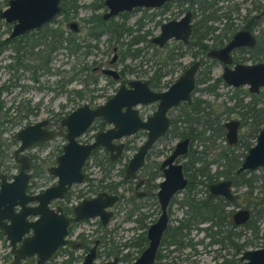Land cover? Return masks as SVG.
I'll return each mask as SVG.
<instances>
[{
    "label": "rangeland",
    "instance_id": "1",
    "mask_svg": "<svg viewBox=\"0 0 264 264\" xmlns=\"http://www.w3.org/2000/svg\"><path fill=\"white\" fill-rule=\"evenodd\" d=\"M5 1L6 0H0V9L5 7ZM66 1L68 4L74 3L76 5L77 8L75 12H73L72 9H67L65 14L57 15L45 28L15 38L11 40L14 42L6 43L0 49V104L2 106L0 115L2 113L5 114L8 120L3 123L4 130L3 133H1L2 139L0 140H2L3 143H7L9 141L8 139L12 138L19 128L35 121L48 118L49 115L54 117L52 139L41 146H32L25 152V154L34 158L32 164L37 167L39 174L38 177L31 179L33 185L30 188V192L32 193L39 192L55 182V179L45 171L48 166L53 164L55 156L64 143V131L58 124L59 118L82 103H88L91 107L103 103L114 93L120 83L111 80L110 77L100 74V69L110 67L118 72L122 70V77H120L122 82L148 79L157 66L155 63L164 57V53H166L167 49H171L175 46L171 43L169 46L170 48L157 49L149 44L148 39L157 33V28L156 26H152L151 23H147L146 17H148L147 15L149 13L144 11V9L134 11L127 15H117L112 18L113 22L122 25L124 29L128 30L122 33L118 39V43H114L113 39H110L108 34H102L98 40H89L86 37V20L93 18L95 15H100L106 10L102 5L100 7L98 5L102 0ZM224 10V3H222L220 11L216 12V14L219 15V18L216 19L218 24L223 22L222 12H224ZM241 12L242 11H240V13ZM65 18L67 20H73L78 24V31L76 33L67 32L68 28L63 24ZM237 20H239V18ZM139 25L141 26L139 27ZM46 29H58L63 31L62 35L73 38L74 42L79 44L80 48L76 53L71 55L68 53V49H65L63 46L60 48L58 46L54 51H51L48 68L54 72V75L38 77L39 83L37 84L29 79L30 72L28 71L19 69L12 75L5 64H7L8 60H11V56L14 54L13 47L18 46L19 51L24 52V54L21 55V60L24 64H36L37 58H41L42 55L46 53V46L43 43L37 45V42L41 40L49 43L51 40L50 38H46L45 40L40 38ZM9 31L10 26H6V24L0 20V41L6 39ZM145 31L149 32L146 34ZM139 36L144 39L131 46L129 44L131 40ZM34 41L35 45L27 46L26 43L30 45V43H34ZM86 43H88L90 47L88 53H84L85 49L81 47ZM135 48L141 50L137 57L131 58V56L126 55L127 51L131 54ZM113 53L117 55V59L110 65L109 60ZM179 62L181 65L177 68L181 69L182 66L186 67L191 62V56L186 54L179 59ZM93 68L96 70L92 71ZM177 68H175L176 70L173 73L164 75L161 78V86L157 88L158 90L163 89L166 84L170 83L181 73L182 70ZM58 70L65 72L61 74L57 72ZM205 70H207L206 65L200 67V72L197 76L199 81L192 95L203 101L201 105H204L205 102L207 106L205 108L206 110L203 109L202 112L200 111L201 113H198V115H200L198 121L193 123L191 127L198 132L204 130V136H208L210 140L204 142V145L194 140L190 148L197 151V156L202 159L201 161L209 162L207 167L209 172L212 173L215 170L223 169V161L218 160L220 152L222 150L229 152L226 148L224 138L221 135H216V127H219L220 124L227 119H234L237 116L236 111L229 113L225 108L231 107L237 99H242L243 102H245L249 100V98L242 92H234L229 87L221 84L217 85L213 92L205 91L204 88L213 84V80L219 76L220 68L216 65H210L209 78L203 75ZM21 74H23V76H21ZM65 75L70 78L69 83H67L65 87L68 91L67 95L63 93L59 94L57 84L54 85L59 77L61 78V76ZM91 75L96 78V82L92 83L90 81ZM15 76H17L16 79H14ZM44 84L47 86H54L55 90L48 91L37 87L38 85L42 86ZM75 90L82 93L81 97L76 95L74 92ZM261 100L262 103L259 104V107L264 104V92L262 93ZM17 106L19 107L17 108ZM36 106H38V109H36ZM26 108L32 109V112L25 114L24 110ZM136 108L142 116L148 115L154 110V104L139 105ZM181 110L182 108H174L171 110L169 114L170 118L178 117ZM207 111L211 112V115L209 117H203L202 113H206ZM97 126L98 122L94 123V126L90 130L85 131L78 138V141L82 143L88 142L94 133L98 131ZM175 126L178 131H182L185 124L177 122ZM107 127L108 125L104 128ZM169 128H171V126ZM211 134L213 135L212 137ZM178 137L176 133L168 132L164 137L157 140L148 151L144 167L138 172L137 178H143V173L147 174L151 168L154 170L153 167L155 164H158L171 152ZM143 140V133H137L134 136L122 138L121 141L127 145V148L123 149L119 159L109 168L104 164L102 152L100 150L97 151L96 157L103 162V165L98 166L92 159H89L84 171L87 175V179L78 185L72 186L68 194L69 200H66L67 203L74 204L81 198L94 196L93 191H97V189L107 190L106 185L109 183L116 184L115 191L120 195V198L111 207L112 216L108 224L99 227L97 218H93L89 219L86 223L79 224L73 231L85 232L86 234H90L91 238L103 236V238H105L103 239L105 243L104 248L107 250L117 249L121 257H123V260L118 264H130V262L145 248L146 243L134 246H131V243H133L139 235L145 233L147 226L152 223L159 214V206L155 197L157 187L152 188V186H148L146 188V195L139 198L132 192L135 181H121L123 174L122 170H124L125 164L134 153L136 147L142 143ZM16 144V141L15 143H10L8 147L9 150L12 151ZM235 151L237 154H243L240 153L243 151L241 147H236ZM187 159L188 158L185 157L184 159H180L179 162L183 164ZM8 165L10 167L6 169V174L10 176L17 171V165L10 159L7 160V166ZM194 166H198V163L194 164ZM40 170H42V172H40ZM252 172L258 178L264 175L263 168H258ZM161 177V174L156 175L151 184H157V182L161 180ZM197 179L198 177H195V180ZM259 184L258 182L256 186H259ZM91 185L94 187H91ZM99 187H102V189ZM143 190L145 189L143 188ZM244 190V187H239L236 189L235 194H242ZM256 190H258V187L254 188L253 193L256 192ZM205 191L206 186L204 183H200L197 184L196 189H192L191 193L194 192L196 193V198H201L204 196ZM186 192L187 189L185 188L175 193L167 205L168 225L171 227L176 225L183 217L186 206H182L181 202L183 201L184 195L188 194ZM237 202L238 205H230L226 207V209L235 211L238 208L244 207L245 199L242 195L237 199ZM133 205L137 209L133 212V216H130V219L127 220L126 218ZM141 215L145 216L142 220V225H136L131 230V226L135 225L134 222L131 221V217H141ZM207 224V222H203L200 224V227H205ZM257 225L258 237L257 239H253L254 245L247 249L259 248L264 243V219H259ZM182 232H186L184 239H182L183 243L188 241L189 244L186 243L182 247L175 248L173 245L165 243L162 238L160 246L156 251L154 264H219L223 259H229L231 257L230 248L225 247L222 249L218 244H209L208 238L204 237L203 232L196 229L195 226H190L188 230H182ZM251 237L248 231L242 230L238 241ZM200 239H202V242H200L201 244L198 242ZM102 259L103 258H99L97 262H101ZM236 264H238V262Z\"/></svg>",
    "mask_w": 264,
    "mask_h": 264
},
{
    "label": "water",
    "instance_id": "2",
    "mask_svg": "<svg viewBox=\"0 0 264 264\" xmlns=\"http://www.w3.org/2000/svg\"><path fill=\"white\" fill-rule=\"evenodd\" d=\"M60 1L7 0L5 7L0 9V19L11 24L7 38H15L29 31L38 30L42 25L50 22L60 12ZM164 1L167 0H103V5L107 10L101 16L105 20L120 12H129L136 7L159 6ZM69 27L75 31L76 22H70ZM189 29V14L186 13L179 20H170L161 24L159 34L151 38L150 43L161 47L171 37L186 42ZM242 35L241 32L236 33L224 47L210 50L207 55L227 63L229 61L228 51L240 45L239 38ZM197 66V62L191 64L164 91L150 90L147 80H129L126 85L120 84L103 104L91 108L85 103L67 113L60 120V125L65 131L63 135L65 143L61 148V153L56 157L55 165L47 169L56 181L40 192L27 193L26 191L30 173L28 158L23 153L33 144L51 139V131L45 128L47 120L27 124L15 132L17 145L12 155L15 163L18 164L17 171L11 174L9 179L5 174H0V229L10 239L11 244L19 240L21 235L28 230H31V236L24 238L20 247L13 251L12 264L33 254L37 255V263L41 264L59 244L63 243L62 237L66 234L68 220L59 208L53 210L48 205L51 200L61 198L72 183H79L82 180L81 168L91 150L101 144L109 151L110 160L114 161L123 144H112L111 140L131 135L137 129H145L146 139L127 162L123 179L135 177L134 173L142 166L148 148L166 132L169 123L166 116L167 109L181 101L191 102L190 92L194 86ZM101 73L117 78L113 69H103ZM221 77L227 85L233 87L248 84L250 92L255 93L259 86L264 85V62L256 65L239 64L233 69L224 68ZM151 102H156L154 112L145 120H140L137 111L131 106ZM97 117L112 126L105 131L96 132L91 142L77 141L92 120ZM223 126L226 129L227 143H234L238 122L229 120ZM188 143L187 137L178 140L171 153L160 163L163 177L158 183L156 192L160 212L156 220L147 227L146 246L132 264L154 263L162 233L167 225L168 202L175 192L185 187L187 182L182 172V165L176 159L185 155ZM259 167L264 169V127L257 133L254 144L243 156L235 173L252 171ZM140 183L141 181H138L136 187ZM231 190L229 179L207 185L210 195L220 196L225 200L232 199ZM117 199L115 194L105 192H99L92 198L82 199L73 207L74 221L98 217L101 224L107 223L112 214L109 208ZM33 202L36 204L29 205ZM249 216V210L239 208L232 212L230 219L233 225L241 226ZM28 217H33V219L29 220ZM91 258L92 253H89L81 264H92ZM116 261L117 259L113 258L103 264H114ZM238 264H264V243L259 248L243 249L238 256Z\"/></svg>",
    "mask_w": 264,
    "mask_h": 264
},
{
    "label": "flooded vegetation",
    "instance_id": "3",
    "mask_svg": "<svg viewBox=\"0 0 264 264\" xmlns=\"http://www.w3.org/2000/svg\"><path fill=\"white\" fill-rule=\"evenodd\" d=\"M6 1H5V4H6ZM61 1H60V4H61ZM222 3H224V9H225L224 12H222V15H223V20L222 21L223 22H221V23L218 24V22H216V19L219 18V15L216 14V12L217 11H220V8L222 7ZM101 4H102V7H104L106 9V7L103 5V0H102ZM60 8H61V5H60ZM143 9H144V11H147L149 13L147 15L148 17H146V19L148 21L147 23H151L152 26H156V28H157V33L154 34L151 38H153L154 36H156V35L159 34V29H160V25L161 24L166 23L167 21H170V20H174V21L179 20L186 13L189 14V24H190L189 34H188V36L186 38V42H183L180 39H177L176 40V39H174V38L171 37V38L167 39L161 47H158L155 44L150 43V39L151 38L148 39L149 44L153 45L157 49L170 48L169 46H170L171 43H173L175 45L171 49H167L166 50V53H164V57L166 55V57H170V60L169 59H166V57L165 58H162L166 62L164 69L161 72H159V73H162L163 74L162 77L164 75L173 73L176 70L175 68H177L178 66L181 65L180 62H179V59L182 56H184L186 54H188V55L191 56V62L186 67L182 66L181 69L177 68L179 70H182L181 73L176 78H174L170 83L166 84L164 86V88L161 89V90H158L157 89V88H160V86H161L160 85V81H159V87L152 88L150 86V78H151V76L148 79H144V80H147L148 81V87H149L150 90L155 91V92L164 91L165 89H167V87L171 83H173L183 73V71L186 68H188L194 62H197L198 63V66H197V69H196V72H195V75H194V86H193V89L190 92L191 102L190 103H187L185 101H181L177 105L172 106L171 108L167 109L166 116L168 117V120H169L168 127L166 129V132L162 136L158 137L155 140V142L157 140L161 139L162 137H164L168 132H174V133H176L179 136L178 139H177V141L178 140H181L182 138L187 137V136L180 137V135L178 133L181 132V131H178L176 126L173 128V125H175V123L181 122L180 121V119H181V112L178 114V117H176V118H170L169 114H170L171 110H173L174 108H182V110H183V109L189 107L194 100L195 101H200V107L201 108H203V109L206 108L207 103L204 102V105H201L203 103V101L200 100L199 98L193 97L192 94L194 93V91L196 89V84L199 81L197 76L199 75V72H200L199 69H200V67L206 65V69L207 70H205L203 72L204 73L203 75L205 77H208L209 78L210 65L211 66L216 65V66H218L220 68L219 76L213 80V84H210L208 87H205L204 90L207 91V92L209 91L208 88H212L214 90V88L217 85L221 84L223 86L229 87L234 92H242L243 94H245L249 98V100H247L245 102H243L242 99H239V100H241V103L242 104L246 105V109L244 107V109H245L244 112L245 113H244V116L243 117H241V115H240V113L242 112L243 109H240L239 110L238 107L232 108V106H234V104L236 103L235 102L231 107H229L230 110L228 112L229 113H232L233 111H236L237 116L234 119H227L226 121L222 122L220 124L219 128H217V130H216V134L219 133V135H221L224 138L225 143H226V148L229 150V152H228L229 156L231 158H233L234 156L236 157L237 155L239 156V163L237 165V167H238L239 164H240V162L242 161L243 156L247 152V150L254 144L255 138L257 136V133L259 132L260 129H262L264 127V119H259V117L250 116V113H249L250 111H247L250 108V105L254 104L255 107L258 108L259 107V104L262 103L261 102L262 101L261 99H262V93L264 92V85L259 86L257 88V90L255 91V93H252V92H250V89H249L250 86L248 84L239 85L237 87H233L231 85H227L223 81V79L221 77V73L223 72V69L224 68H226V69H233L235 65H239V64H241V65H256V64H259V63L264 62V0H167V1H164L163 3H161L159 6H155V7H136V8L131 9L129 12H120L117 15H127L129 13L134 12V11L143 10ZM240 11H242V12L240 13ZM60 12H61V9H60ZM60 12H59V14H60ZM102 14H100L101 19H102V16H101ZM112 18L113 17H110V18L105 19V20L102 19V20L103 21H108V20H111ZM161 18H163V19H161ZM238 18H239V20H237ZM52 20L50 22H52ZM72 21L73 20H67V19H65L63 21V24L68 28L67 32L76 33L78 31V24L76 23L77 24L76 30L75 31H72L70 29V27H69V23L72 22ZM50 22L45 23L44 25L41 26V28H39L38 30H33V31H39L40 29L45 28L46 25L49 24ZM3 23L6 24V26H10V29H11V24H7L4 21H3ZM140 26L141 25H139V27ZM33 31H29L27 33H31ZM55 31L59 35V37H58L59 38V41H60L59 48L61 46H63L66 49V45H68L67 43H70V39L71 38L70 37L63 36L62 35L63 34V31H60L58 29L55 30ZM147 32H149V31H145L146 34H147ZM239 32L243 33V35L239 38V40H240L241 43H240V45H236V46L232 47L228 51L229 61L227 63H224V62L220 61L217 58L209 57L207 55V53L210 50H218V49L224 47L227 43H229L233 39L234 35H236V33H239ZM27 33H25V34H27ZM25 34H23V35H25ZM18 37H20V36H18ZM18 37H15V38H18ZM15 38L9 39V38L6 37V39H9V40H13ZM134 38H137L139 40L144 39L143 37H140V36L139 37H134ZM5 40L0 41V49L3 46L2 45V42L5 41ZM26 44H27V46H33V45H35L33 42L30 43V45H29V43H26ZM199 44H201L203 48H200L199 47ZM23 54H24L23 51H21V52L19 51L18 56L22 57L21 55H23ZM116 59H117V55L115 53H113L111 55V57H110L109 64L110 65L113 64L116 61ZM11 60H8L7 64L8 63H11L12 62ZM19 69H21L22 71H27V70L23 69L22 67H19ZM19 69H17V70H19ZM103 69H112V68H110V67L101 68L100 69V74H102L101 71ZM17 70L15 72H13V70H12L11 71V74L13 75V73H16ZM93 70H96V69L93 68L92 71ZM114 71L117 74V78H113L112 75H106V74H102V75L107 76V77H110L111 80H113L115 82H120L118 84V86L120 84H125L126 85V82L127 81L126 82H122L121 81V78H120V77H122V70L119 71V72L116 71V70H114ZM57 72L62 74L65 71H59L58 70ZM35 75H37L40 78V77H43V76L46 77V76L54 75V72H52L50 70V68H49L48 71H45L44 70V72L42 71V73L37 72V74H35ZM21 76H23V74H21ZM31 76H32V74L30 73L29 79H31L36 84L39 83V78L38 77L34 81L31 78ZM16 78H17V76L14 77V79H16ZM161 78H160V80H161ZM93 79H96V78L91 75L90 81L92 83H93V81H92ZM69 80H70V78L66 77V75L65 76H61V78L59 77V79L57 80V82L54 84V85L57 84V90H58L59 94H62L63 93L65 95H67L68 91L65 89V87H66L67 83H69ZM37 87L39 89L48 90V91L55 90L54 86L53 87L52 86H47L45 84L42 85V86L38 85ZM116 89H115V91H116ZM213 90L211 92H213ZM75 91H77V90H75ZM79 97H81V96H79ZM103 103H101V104H103ZM82 104H85V103H82ZM86 104H88V103H86ZM149 104H154V110H155L156 102H151V103H147V104H137V105L131 106V108L132 109H135L137 111V116L139 117L140 120H145L148 116H150L154 112V110L150 114L143 115L142 116V114L139 113V111H138V109L136 107L139 106V105L144 106V105H149ZM98 105H100V104H98ZM98 105H96V106H98ZM96 106H94V107H96ZM94 107H91V108H94ZM36 109H38V106H36ZM203 109H201L200 111L202 112ZM69 112H67V113H69ZM66 114H63V116L61 118H59V120H58V124L59 125H60V120ZM202 114H203L202 115L203 117H209L211 115V112H208L207 111L206 113H202ZM199 116L200 115H197V121H198V117ZM53 118H54L53 116L49 115L48 118L41 119V120H47V124H46L45 128H47V129H49L51 131L52 137H53V130H52L53 129V127H52L53 126ZM3 119L4 118H2L0 116V139H2L1 138L2 137L1 136V133H3V130H4L3 129V123L4 122H7V121H5ZM41 120H38V121H41ZM229 120H235V121L238 122L237 130H236V136H235V141L232 144L227 143L226 138H225L226 129L223 126V124L225 122L229 121ZM97 122H98V126H97L98 131H105V130L109 129L112 126V124H109V123L105 122L103 119H101L100 117H97V118H94L92 120L91 124L88 126V128L85 131L90 130L94 126V123H97ZM107 125H108V127L107 128H104ZM170 126H171V128H169ZM60 127L64 131L63 126L60 125ZM98 131H96V132H98ZM95 133H94V135H95ZM137 133H143L144 140L146 139V130L145 129H137L131 135L122 136L119 139H112L111 140V143L112 144H118V143H122L123 144V147H122V149H121L118 157L114 161H111L110 160V158H109V151L103 145L99 144L96 147H94L91 150L88 158L84 161V163L82 165V168H81V172L83 174L82 180L79 183H72L66 189V191L63 193V195H62L61 198L53 199V200H51L49 202V205H48L49 208H51L53 210H56L57 208H59V210L62 212V214L67 218L68 225L66 227V234L62 237L63 243L62 244H59L53 250V252L50 254V256L47 259H45L41 264H81L84 261L85 257L89 253H92V258H91V263L92 264H103L105 262L111 261L113 258H116L117 259L116 263H114V264H118L120 261L123 260V257H121V255L117 251V249L107 250V249L104 248L105 247V243H104V240L103 239H105V238H103V236H97V237L91 238V235L90 234H86L85 232L73 231V229L76 226H78L79 224L86 223L89 219H93V218H97V222L99 224V227L108 224V222H109L112 214H111L109 220L107 221V223H105V224H101L99 222L98 217H91V218H85V219H81V220H78V221H74L73 207L75 205H77L82 199L92 198V197H94L99 192H105L107 194H115L118 197V199H119L120 198V195L115 191V189L112 190V189H109L107 187L109 184H112V183H109V184L106 185L107 190H98V189H97V191H93L92 190L94 192V196H92V197H86V198H81V199H79L78 202H76L74 204H71L69 202L67 203L66 200H69L68 199V194H69L70 188L72 186H74V185H78V184L84 182L87 179V175L84 173V171H85V168H86L87 161L89 159H92L94 161V163L96 165H98V166H102L103 165V162L96 157L97 156V151L100 150L102 152V154L104 156V164L107 166V168H109V167H111L119 159V157L121 156V153H122L123 149L124 148L125 149L127 148L126 147L127 145L124 144V142H122L121 139L122 138H125V137H129V136H134ZM63 135H64V133H63ZM94 135L92 136V138L88 142H91L93 140ZM212 136L213 135H211V137ZM52 137H51V139H52ZM63 138H64V136H63ZM78 138H77V141H78ZM187 138L189 139V143H188V146H187V152L185 153V155L177 158L176 159L177 162H179L180 159H184L185 157H187L186 155L189 152V149H192L190 147H191V143L193 141L191 142L190 141V138L189 137H187ZM51 139H49V140H51ZM49 140H47V141H49ZM144 140H143V142H144ZM47 141L38 142V143L33 144L32 146H35V145L41 146V145L45 144V142H47ZM0 142L3 144V141L2 140H0ZM88 142H85V143H88ZM155 142L146 151L145 156H144V159H143V164H142L141 167H139L135 171V173H134L135 174V177L134 178H131V179L130 178L123 179V176H124V173H125V167H126V164L127 163L125 164L124 170H122L123 171V174H122V177H121V181H125V180H133V181H135V183L133 185V188H132V192L134 193V195L136 197H139V198L144 197L146 195V190H147L146 188L148 186H152V188L157 187L156 188V192H157V190H158V183L162 180V177H163L162 176V171L160 169V163L171 153L170 152L158 164H155V166L153 167L154 170H152V168H151L150 170H152V171L149 170L150 172L148 171L147 174L146 173H143L144 174L143 175L144 176L143 178H137L138 172L141 169H143V167H144V163H145V159H146L147 153L151 149V147L155 144ZM64 143H65V139H64ZM80 143H82V142H80ZM142 143H140L136 147L134 153L136 152L137 148ZM63 144L61 145L60 150L58 151V154L55 156L53 164L50 165V166L55 165L56 157L61 153V148H62ZM174 145H173V147H174ZM32 146H30L29 148H31ZM2 147H3V145H1V148ZM173 147H172V150H173ZM236 147H241L244 152L242 151L240 153H243V154H237L236 151H235L236 150ZM25 152L23 154H25ZM133 154H132V156H133ZM25 155L28 158L29 173H30V178H29V181H28V185L26 186V191H27V193H32V192H30V189L27 190V187L29 185L30 186L33 185L32 182H31L32 181L31 179L34 178V177H37V176L33 175L32 174V171H31V167H30V164L32 162L31 159H30L31 156L28 155V154H25ZM1 156H2V153L0 152V157ZM12 158H13V163H15L13 155H12ZM129 159H128V161H129ZM15 164L18 167V164L17 163H15ZM181 165H182L183 175L186 178V175L184 174V171H183V164H181ZM6 166H7V158L5 156H2L0 158V174H5L7 176V178L9 179L10 176H8L6 174ZM50 166H48L46 168V171L45 172L48 173L47 169ZM252 171H254V170H252ZM252 171H249V172H252ZM241 173H239V174H241ZM160 174L162 176L161 177V180L159 182H157V184H151L152 181L154 180V177L156 175H160ZM239 174H236L235 173L236 176L239 175ZM50 176H52V175H50ZM52 177L56 181V178L54 176H52ZM186 180H187V178H186ZM219 180H224V179L219 178L217 181H219ZM138 181H141V183L138 185V187H136V184H137ZM230 181H231V189H232L233 188L232 187V180H230ZM99 182H100V180H99ZM214 182H216V181H214ZM54 183H52V184H54ZM113 185L116 187V184H113ZM186 186H187V182H186V185H185V187L183 189H185ZM91 187H94V186L91 185ZM99 188L102 189V187H99ZM143 188L145 190H143ZM183 189H181V190H183ZM181 190H179V191H181ZM206 190H207V186H206ZM179 191H177L175 193H178ZM156 192H155V197H156ZM231 192H232V199H233V197L235 195V193L233 192V189L231 190ZM33 193H36V192H33ZM188 195H190V194H188ZM212 196H215V195H212ZM79 197H81V196H79ZM218 197H220V196H218ZM171 199H172V197L170 198L169 202L171 201ZM117 200H116V202H117ZM231 200H227V201H231ZM156 201H157V197H156ZM35 204H36L35 202L29 203V205H31V206H33ZM111 207L109 208L110 210H111ZM136 209L137 208L133 205V207L131 208V210L129 212V215L126 218L127 220L130 219V216H133V212ZM243 209H246V208H243ZM15 210H16V208H15ZM159 212H160V209H159ZM143 216L144 215H141V217L140 216H138V217H136V216L131 217V221L134 222V224H135L134 226H131V230L136 225L137 226L138 225L139 226L142 225V220L145 218V216H144V218H143ZM27 219L31 220V219H33V217H28ZM137 220H141L140 221L141 224H139L137 222ZM168 227H170V226L168 225V216H167V225H166L165 230L162 233L161 239L163 238L164 233L166 232V230H167ZM145 232H146V230H145ZM141 235H139V236H141ZM29 236H31V230H28L26 233H24L23 235H21V237H20L19 240H15L11 244L10 243V239L0 229V264H12V262L14 260L13 259L14 258L13 251L15 249H17V248L20 247V245L22 244V241H23L24 238H27ZM143 236L145 238V233L143 234ZM136 239H135V241H136ZM161 239H160V241H161ZM130 240H131V238H130ZM135 241H133V243ZM133 243H131V246L132 245L134 246ZM145 243H146V238H145ZM123 245H125V244H123ZM171 245H173V244H171ZM159 246H160V243H159ZM99 258H103L101 262H97V260ZM134 260H132L130 262V264H132V262ZM26 263H29V264H38L37 263V255L36 254H33L31 256L25 257L23 259H20V260L16 261L13 264H26Z\"/></svg>",
    "mask_w": 264,
    "mask_h": 264
},
{
    "label": "trees",
    "instance_id": "4",
    "mask_svg": "<svg viewBox=\"0 0 264 264\" xmlns=\"http://www.w3.org/2000/svg\"><path fill=\"white\" fill-rule=\"evenodd\" d=\"M60 5V14L62 15L66 13L67 9H72V11L75 12L77 8L74 3L68 4L66 0H62ZM98 5L100 7L102 4L99 3ZM86 24V37L89 40H98V38L102 34H108L110 39H113L114 43H118V39L120 38L122 33L127 30L124 29L122 25L113 22L112 19L108 21H103L100 15H95L93 18L86 20ZM58 37L59 35L56 33L55 30L46 29L42 33V36L40 37L41 39L45 40L46 38H50L51 40L49 43L43 42L41 40L37 42V45L43 43L46 46V53L45 55H42L41 58H37L36 64H23L21 57L18 56L19 47L14 46V54L11 56L12 62L6 64L5 66L8 70H13V72L19 69V67H22L23 69L29 71L32 74L31 78L35 81L38 77L37 75H35L37 74V72L42 73V71L44 72V70L48 71L50 52L54 51L56 48H58V46H60V41ZM138 41L140 40L134 38L129 44L132 46ZM10 42L12 43L14 41L6 39L2 42V45L4 46L6 43ZM67 44L68 45H66V49H68V53L70 55L76 53L77 50L80 48L79 44L75 43L73 38H71L70 43ZM81 47H84V53H88L90 48L88 43L83 44ZM199 47L203 48L201 44H199ZM140 52L141 50L139 48H135V50H133L131 54L127 51L126 55L131 56V58H135L140 54ZM166 59L170 60V57H166ZM165 63L166 62L163 59L155 63V65L157 66L154 69L153 74L150 78V86L152 88L159 87V81L163 75L159 72L164 69ZM92 81L95 82L96 79H93ZM208 90L212 91L213 89L208 88ZM74 92L77 96L82 95V93L78 90ZM18 107L19 106H17V108ZM234 107H238L239 110L243 109L240 113L241 117H243L246 105L242 104L241 100L237 99L236 103L234 104V106H232V108ZM1 108L2 106L0 104V110ZM201 109L203 108L200 107V101L194 100L189 107L181 111L180 123L185 124V126L183 127L182 131L178 134L180 135V137H189L191 142L197 140L199 143H202L204 145V142H208L210 138H208V136H204V130L198 132L191 127V125L197 121V115ZM225 110L228 112L230 108H225ZM247 111H250V116L259 117V119H264V104L258 108H256L255 105L252 104L250 105V108ZM31 112L32 109L26 108L24 110L25 114ZM0 116L2 118L5 117V119L3 120L8 121L6 119L5 114L2 113ZM174 127L175 125H173V128ZM217 128L219 127L217 126L216 130ZM216 135H219V133ZM8 140L9 141L7 143L5 142L3 144L0 142V152L2 153V156H5L7 158V160L10 159L13 162L12 152L9 150L8 147L10 143H15V138L14 136H12V138ZM1 145H3L2 148ZM197 154L198 153L196 150L189 149V152L186 155L188 159L186 162L183 163V171L184 174L187 176L186 193L189 194L191 193L190 191H192V189H196L197 184L204 183V185L207 186V184L217 181L219 178L232 180V187L234 189V193L239 187H244L245 190L242 194H235L231 201H227L218 196H212L207 192V190L204 192V196L201 198H196V193L194 192L190 195L185 194L183 201L181 202L182 206H186V210L183 214V217L177 222L176 225L167 228L163 236V241L168 245L173 244L175 248L182 247L184 244L188 243V241L186 243H183L182 239H184L186 232L183 233L182 230H188L190 226H195L196 229L203 232L204 237L208 238L209 244H218L219 247L222 249L225 247L231 249V257L229 259H223L221 262H219V264H236L238 262V256L241 251L245 248L252 247L254 245L253 239H257L258 237L257 222L259 219H264V175L263 177L261 176L260 178H258L256 175L253 174V172L244 171L236 176L234 172L239 163V156L237 155L236 157L234 156L233 158H231L228 154V151L225 150H222L218 155V160L223 161V169L215 170L214 172L210 173L207 167L209 162L201 161L202 159L198 157ZM30 159L32 161L34 158L31 156ZM197 163L198 166H194V164ZM9 167V165L6 166V169ZM30 167L32 174L38 177L39 174L37 167H35L32 162L30 164ZM40 172H42V170H40ZM195 177H198V179L195 180ZM258 182L260 184L259 186H256ZM30 187L32 186L29 185L27 187V190L30 189ZM107 187L112 190L115 189V186L113 184H109ZM255 187H258V190L253 193ZM240 195H242V197L245 199V205L243 208L249 210L250 217L241 226H235L230 220V214L233 211L231 209H226V207L230 205H238L237 199L240 197ZM140 221L141 220H137L139 224H141ZM203 222H207V226L200 227V224ZM242 230L248 231L250 236L252 237L245 238L242 241H238ZM202 239H200L198 242H202ZM141 243H145V238L143 234L139 236L133 244L139 245Z\"/></svg>",
    "mask_w": 264,
    "mask_h": 264
}]
</instances>
